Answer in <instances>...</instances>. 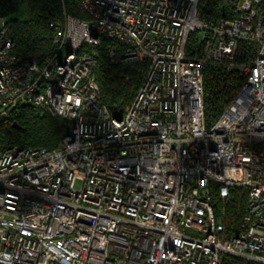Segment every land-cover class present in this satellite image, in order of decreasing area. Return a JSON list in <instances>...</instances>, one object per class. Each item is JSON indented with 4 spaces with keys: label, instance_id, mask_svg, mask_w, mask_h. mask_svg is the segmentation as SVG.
Returning a JSON list of instances; mask_svg holds the SVG:
<instances>
[{
    "label": "built area",
    "instance_id": "1",
    "mask_svg": "<svg viewBox=\"0 0 264 264\" xmlns=\"http://www.w3.org/2000/svg\"><path fill=\"white\" fill-rule=\"evenodd\" d=\"M76 1L86 18L51 22L43 61L13 53L0 17V117L38 106L72 124L58 149L0 152V264H264V0H238L234 19L202 0ZM105 40L141 79L120 117L94 75ZM208 66L238 79L213 123ZM234 188L248 190L236 233L214 199Z\"/></svg>",
    "mask_w": 264,
    "mask_h": 264
},
{
    "label": "trees",
    "instance_id": "2",
    "mask_svg": "<svg viewBox=\"0 0 264 264\" xmlns=\"http://www.w3.org/2000/svg\"><path fill=\"white\" fill-rule=\"evenodd\" d=\"M201 5L208 8V19H234L239 16L238 0H202ZM64 12L86 18L78 9L76 0H0V17L7 20V31L15 44L13 53L39 55L41 61L52 56L55 44L50 23L61 19ZM105 43L106 40L101 48H97L94 75L102 102L120 117L132 102L141 79L134 67L109 64ZM243 46L254 48L252 45ZM229 82L238 83V79L221 68L208 66L204 69V110L209 123L218 119L236 91V87ZM71 127L70 122L52 117L42 107L18 106L11 112L8 122L0 123V152L13 146L43 147L51 151L58 149ZM231 194L233 199L226 205L218 201L217 193L214 199L219 219L227 229L233 227L236 233L246 211L248 190L234 188ZM225 264L249 263L226 256Z\"/></svg>",
    "mask_w": 264,
    "mask_h": 264
},
{
    "label": "water",
    "instance_id": "3",
    "mask_svg": "<svg viewBox=\"0 0 264 264\" xmlns=\"http://www.w3.org/2000/svg\"><path fill=\"white\" fill-rule=\"evenodd\" d=\"M9 120V117L8 116H2L0 117V123L1 122H5V121H8Z\"/></svg>",
    "mask_w": 264,
    "mask_h": 264
},
{
    "label": "rangeland",
    "instance_id": "4",
    "mask_svg": "<svg viewBox=\"0 0 264 264\" xmlns=\"http://www.w3.org/2000/svg\"><path fill=\"white\" fill-rule=\"evenodd\" d=\"M239 2H238V7H239ZM202 6V5H201ZM203 7V6H202ZM237 10H238V8H237ZM239 12V11H238ZM101 99H102V96H101ZM103 101V100H102ZM8 128V127H7ZM243 216V215H242ZM242 218V217H241ZM240 221H241V219H240Z\"/></svg>",
    "mask_w": 264,
    "mask_h": 264
}]
</instances>
